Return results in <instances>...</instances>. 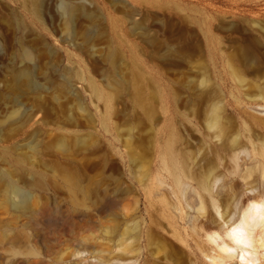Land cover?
<instances>
[{
  "label": "rangeland",
  "instance_id": "obj_1",
  "mask_svg": "<svg viewBox=\"0 0 264 264\" xmlns=\"http://www.w3.org/2000/svg\"><path fill=\"white\" fill-rule=\"evenodd\" d=\"M263 14L258 0H0V143H65L75 161L47 163L55 168L47 179L58 194L34 190L33 216L5 203L0 182V264H95L112 256L118 234L141 218L126 195L130 172L138 174L124 143H156L144 134L149 128L139 107H153L163 80L169 86L186 77L172 56L162 69L161 52L178 47L185 30L209 32L221 47L224 17L264 22ZM200 48L192 40L184 60L202 62ZM133 108L140 139L129 141ZM11 145L0 144V156ZM97 158H105V170ZM66 175L77 185L74 194L61 182ZM13 179L30 189L27 176L13 173Z\"/></svg>",
  "mask_w": 264,
  "mask_h": 264
},
{
  "label": "bare ground",
  "instance_id": "obj_2",
  "mask_svg": "<svg viewBox=\"0 0 264 264\" xmlns=\"http://www.w3.org/2000/svg\"><path fill=\"white\" fill-rule=\"evenodd\" d=\"M250 21L224 17L221 47L209 32L185 30L178 47L161 52L162 69L172 56L184 65L186 77L169 86L163 80L153 107H144L148 113L139 107L149 128L144 134L156 143H124L130 165L137 166L126 195L141 215L140 225L124 228L115 253L95 264H264V22ZM192 40L202 46V62L184 60L182 50ZM133 117L134 108L129 141L138 132ZM0 144H16L0 156V164L8 167L0 169L5 203L20 216H33L34 190L58 194L47 179L55 168L47 163L75 161L65 143ZM97 160L105 170V158ZM13 173L30 179L28 191L16 184ZM61 182L75 193L77 185L68 175ZM259 182L258 193L243 201V193ZM79 204L85 203L72 201L74 207Z\"/></svg>",
  "mask_w": 264,
  "mask_h": 264
}]
</instances>
